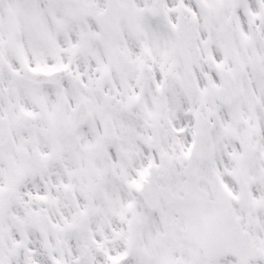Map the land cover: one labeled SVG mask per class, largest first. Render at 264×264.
Wrapping results in <instances>:
<instances>
[{"label": "snow or ice", "instance_id": "obj_1", "mask_svg": "<svg viewBox=\"0 0 264 264\" xmlns=\"http://www.w3.org/2000/svg\"><path fill=\"white\" fill-rule=\"evenodd\" d=\"M0 264H264V0H0Z\"/></svg>", "mask_w": 264, "mask_h": 264}]
</instances>
